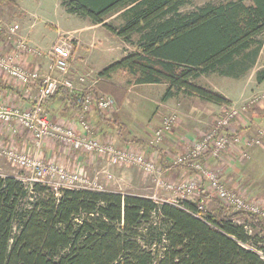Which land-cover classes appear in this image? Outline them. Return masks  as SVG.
<instances>
[{
  "label": "trees",
  "instance_id": "16d2710c",
  "mask_svg": "<svg viewBox=\"0 0 264 264\" xmlns=\"http://www.w3.org/2000/svg\"><path fill=\"white\" fill-rule=\"evenodd\" d=\"M59 1L67 14L126 42L138 36L137 51L102 69L92 90L112 95L118 107L126 91L111 82L116 74L131 86L166 85L164 100L183 93L229 106L230 100L198 80L244 76L263 47L264 0L209 2L188 13L182 8L193 0ZM1 6L18 4L0 0ZM112 18L119 24L108 22ZM256 80L264 84V67ZM58 98L80 112L75 95L63 87L45 106ZM218 207V216L204 212L197 217L194 201L176 206L82 189L56 196L42 184L31 193L18 176H0V264H264V221ZM241 217L256 235L235 222Z\"/></svg>",
  "mask_w": 264,
  "mask_h": 264
},
{
  "label": "built area",
  "instance_id": "2783aa9c",
  "mask_svg": "<svg viewBox=\"0 0 264 264\" xmlns=\"http://www.w3.org/2000/svg\"><path fill=\"white\" fill-rule=\"evenodd\" d=\"M5 29L6 27L0 23V33ZM18 31L19 26L17 25L10 29V39H14V50L8 56L0 53V71L20 82L24 86L26 94L30 93L31 86L35 83L41 82V88L33 106L28 110L19 107H0V126L6 129L12 137L21 130L28 131L33 135L37 150L42 147L44 141L52 140L64 148L103 159L108 165L137 166L144 174L154 176L158 187L165 188L175 195V199L170 201L152 199L178 206L180 201H191L189 199L195 198L197 217H201V214L207 211L208 199L213 198L224 208L231 209L233 212L255 215L264 221V206L229 189L221 181L217 168H212L208 164L209 159L221 161L232 149L234 151L241 150L242 158H245L248 156L247 149L261 144L260 140H250L238 135L234 131V125L242 121L243 115L248 113L250 107L264 102V92L253 96L252 99L240 106L231 104L223 108L219 117L199 140L185 141L186 146L174 158V164L187 166L193 170L194 174L187 179L167 180L162 177L161 168L153 158L147 157L133 148L118 147L113 142L103 141L91 135L92 127L87 120V114L98 110L100 113L108 115V113L114 112L116 101L107 94L92 92L98 81L88 85V79L92 76V72L81 75L77 79L73 78V40L68 36H62L52 45L47 53L51 61L49 72L41 74L39 70L29 71L17 63L20 56L36 52L26 38L17 35ZM61 87L75 95L78 105L81 107L78 115L83 127L81 133L70 123L53 121L45 108L46 101L54 96ZM177 123L176 116L165 117L161 127L154 132L155 142L162 141L167 134L175 129ZM241 147H245V150ZM0 159H6L13 167L27 172V176L18 178L31 193L35 184L47 186L56 196L65 189L106 191L96 182L99 180L98 177H89L81 167L69 171L61 165L43 161L36 154L21 151L13 144H0ZM103 172L108 181L114 180L112 173L107 172L106 169ZM204 192H207L209 197H204ZM245 229L253 234L250 225L246 224ZM259 254L263 256L262 252Z\"/></svg>",
  "mask_w": 264,
  "mask_h": 264
},
{
  "label": "rangeland",
  "instance_id": "374dc122",
  "mask_svg": "<svg viewBox=\"0 0 264 264\" xmlns=\"http://www.w3.org/2000/svg\"><path fill=\"white\" fill-rule=\"evenodd\" d=\"M28 1L30 8L29 12L36 13L37 16V18L34 16V18H32L33 22L36 23V27L31 31V36L37 41V43H39L41 49L44 51L53 44L54 38L57 35V28L61 32L65 33L67 31L75 30L76 28H82L87 24L88 20L67 14L60 5L59 0H39L38 2H31L30 0ZM223 1L225 0H193L189 5L182 8V12L188 13L194 11L195 9L209 2L220 3ZM17 2L19 1L17 0ZM6 7L10 8V6ZM10 10L13 11L14 9L10 8ZM115 19L116 18H112L108 22L118 25L119 23ZM17 21H19V19H17ZM88 22L91 25V22ZM86 35L94 36L96 39V44L92 47H90L89 44L88 46L84 44L85 47L75 51V44H77L78 41L74 40V37ZM68 37L73 40L74 50L72 52V58H74L76 61L78 60L79 62V53L80 56H84L86 51H88L89 55H92L90 59L96 61L94 62L95 64L93 67L94 71L96 72L101 71L115 61L121 60L127 54L137 51V46L135 43L138 40V36H134L131 42H126L124 39L114 36L102 26L76 33L74 37ZM259 40L263 42V47L256 62L257 65H255L254 68H252L244 76L240 78L223 77L217 74L203 76L198 80L199 84L214 91L218 90L220 93H224L226 96L233 99V103L231 104H235L237 106L248 102L253 98V96L263 93L264 84H259L257 82L256 74L259 69L264 67V35L260 37ZM87 47L90 48L87 49ZM79 67L81 71L80 74L82 75H87L93 70L92 68L84 67L83 62L81 65H79ZM96 72L91 74L92 76L88 79V85H92L94 81L99 80V73ZM111 82L123 88L124 91H126V96L124 98L125 102L123 106L118 107L116 103L114 112L108 113V116L110 115L111 117L117 111L116 115L114 116L116 120L121 122L119 126L122 127L120 128L121 130L119 129V131L123 133L122 138H124V140H130L129 143H135L136 140L139 141L138 137H140L141 140L143 139V141L145 140L144 143H149L152 140L154 141L152 138V135L154 136L153 132L161 127L163 119L170 116H176L179 118L181 117V113H185L189 117H196L202 122V124H200L203 126L202 131L206 133V131H208L215 120L219 117L221 107H227H216V105L210 104L195 97L186 96L183 93H178L175 97L169 100H164L167 90L166 85L131 86L127 83V78L123 74L114 75L111 79ZM95 90L97 89L95 88ZM97 93L102 92L97 91ZM109 96L113 97L112 95ZM263 104L264 102L259 103V105ZM255 110V107H250L248 113L244 114L241 120L243 122L251 121V126L245 129L249 131L248 139L260 140L261 144L251 149H247L246 153L248 156L245 158H242V154L240 152L241 150L239 151L236 149L235 153L238 157L236 159L237 164H234L237 165L236 171H240L239 175H241V177L239 179H243V181H230L229 183L237 184L238 187H240V191H236L239 194L244 195L253 202L259 203L260 205L262 204L264 206V116H259L256 120V123L253 122L252 117ZM198 113L201 117H198ZM101 114L105 115L103 113ZM156 118L160 121V123L157 122L158 120H155ZM155 126L157 127L155 128ZM143 127H150L149 131L151 133L149 132V134H152L150 137H144V139L141 136L143 131L141 128ZM241 148L245 150V147ZM233 151L234 150L232 149V152ZM144 154L146 155L147 153ZM99 160L101 162L99 161L97 170L100 169V171L96 177H98L100 181L98 180L96 182H98L104 188V190L141 195L149 198L155 196L158 201L162 199H175V197L171 195L172 192L167 191L162 187L156 188L157 185L155 177L144 174V172L139 167H116L108 165V163L103 159ZM104 169H106L107 172L113 174V181H108L103 172ZM217 170L219 171V168H217ZM0 173L20 175L24 177L28 175L27 172L13 167L6 159H0ZM161 173L162 177H166L162 169ZM124 175H126L128 178L124 177ZM193 200L196 199L193 198ZM215 201V205H212L206 212L211 213L213 216H218V206H223L218 203L217 200ZM235 222L241 225H248L246 219L243 217L238 218ZM257 233L258 231L253 229V234L256 235Z\"/></svg>",
  "mask_w": 264,
  "mask_h": 264
},
{
  "label": "crops",
  "instance_id": "0c3cea01",
  "mask_svg": "<svg viewBox=\"0 0 264 264\" xmlns=\"http://www.w3.org/2000/svg\"><path fill=\"white\" fill-rule=\"evenodd\" d=\"M17 2V0H15ZM17 2L18 7H10L14 9L13 11L10 10L9 7L1 6L0 7V23H2L6 29L4 32L0 33V53L2 55H11L14 50V39H10V29L13 26H19V31L17 35L19 37L26 38L28 43L36 50L34 54L31 55H22L18 58L17 63L22 66L23 68L33 71L39 70L41 74H46L49 72V67L51 65V61L48 58V52L52 45L62 36H72L76 33L83 32L87 29L97 28L98 26H93L92 24L87 21V24L84 27L76 28L72 31L61 32L58 28L56 30V37L54 38L53 44L47 49L42 50L39 43L32 38L31 31L36 27V23L33 22L34 17L37 18L36 13H31L29 8V1L28 0H18ZM28 1V2H27ZM39 1V0H30ZM28 5H27V3ZM34 16V17H33ZM19 19V21H17ZM25 21V22H24ZM75 33V34H74ZM74 40L78 41L75 44V51L77 49H81L88 44L90 47L96 44V39L94 36L86 35V36H77L74 37ZM90 47H87L90 48ZM87 55V56H85ZM89 52L86 51L84 56H80L79 53V62L72 58V76L74 79H77L82 74L80 71L79 65L84 63V67L92 68V73L94 71V62L95 60H91ZM82 61H81V60ZM257 65V64H256ZM263 68V67H262ZM260 70V69H259ZM97 71L96 73H99ZM41 88V82L35 83L31 86L30 93H25L24 86L10 78L8 75L0 71V107H19L23 110L30 109L35 101V98L39 94ZM216 92L220 93V91L215 90ZM103 93V92H102ZM224 95L228 100L233 103V99L226 96L224 93H220ZM46 110L48 111L50 118L53 121L57 122H67L71 125L75 126V129L78 132H83V127L80 123L79 112L75 110H70L66 100L62 98H58L55 101H49L46 104ZM218 107V106H216ZM256 110L253 112L252 121L256 123V120L259 116H264V104L263 105H256L254 106ZM223 107H221L220 111L222 112ZM200 112V111H199ZM220 112V113H221ZM117 111L114 115H116ZM112 115H102L98 110L92 111L87 114V120L91 124L92 127V136L103 140V141H110L113 142L115 145L121 147H130L137 150L140 153H147V157L153 158L161 167L165 174V178L167 180H182L187 179L194 174L193 170L187 166H177L174 164V158L181 153V151L185 148L186 142L185 141H196L199 140L205 132L202 131L203 126L201 121H199L194 116H187L185 113H181V117L178 118V123L175 129L170 133L167 134L161 142H155L154 136L149 134L150 127H143L141 128L142 134L141 136L144 138H148L152 135V140L149 143H144L143 139L139 138V143H129L130 140L122 138L123 133L119 134V129L116 126L117 123L121 124L119 120L115 119V116ZM198 117L200 114H197ZM114 116V118H113ZM159 118V116L157 115ZM113 118V119H112ZM201 119V118H200ZM158 120L157 118L155 119ZM160 123V121H157ZM115 123V124H114ZM251 121H240L239 123L234 125V131L238 135H242L248 138V130L247 129L250 125ZM153 127V126H152ZM157 126H155L156 128ZM154 128V130H155ZM152 130V128H151ZM209 130V129H208ZM207 132V131H206ZM151 133V132H150ZM154 133V132H153ZM144 138V139H145ZM0 144L1 145H15L19 150L24 152H29L32 154H36L39 158L47 163H55L58 165L63 166L69 171H74L77 167H81L84 172L89 177H96L98 172L97 170L99 165V159L89 154L81 153L74 151L72 149H67L59 145L58 143L52 140L44 141L42 147L37 150L34 145V138L31 133L28 131L21 130L16 136L12 137L11 134L0 126ZM153 144V145H152ZM154 146V147H153ZM236 151L228 152L225 157L221 161H217L214 159H209L208 164L212 168H219L220 178L221 181L229 188L234 191H240L237 184H230V181H243V179H239L241 175H239L240 171H236L237 168V155ZM101 162V161H100ZM236 163V164H234ZM19 170V169H18ZM96 171V172H95ZM95 172V173H94ZM0 176H20V175H13V174H2ZM126 177V175H124ZM128 178V177H126ZM157 185V184H156ZM158 188V186L156 187ZM207 188V187H206ZM207 194V192H204ZM174 197L175 195L171 193ZM152 198L156 199L155 196ZM248 199V197H246ZM171 199H162L159 201H170ZM194 201L193 198L189 199ZM251 200V199H250ZM257 200V199H256ZM215 199L209 198L207 211L212 205H215Z\"/></svg>",
  "mask_w": 264,
  "mask_h": 264
}]
</instances>
